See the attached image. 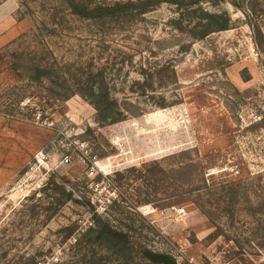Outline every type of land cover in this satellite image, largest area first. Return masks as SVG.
I'll return each mask as SVG.
<instances>
[{
  "label": "rangeland",
  "instance_id": "obj_1",
  "mask_svg": "<svg viewBox=\"0 0 264 264\" xmlns=\"http://www.w3.org/2000/svg\"><path fill=\"white\" fill-rule=\"evenodd\" d=\"M116 1L0 0V264L264 262V0L72 7ZM207 12L228 28L194 36Z\"/></svg>",
  "mask_w": 264,
  "mask_h": 264
},
{
  "label": "trees",
  "instance_id": "obj_2",
  "mask_svg": "<svg viewBox=\"0 0 264 264\" xmlns=\"http://www.w3.org/2000/svg\"><path fill=\"white\" fill-rule=\"evenodd\" d=\"M166 0H127L116 1L112 4H97L95 6H88L76 4L72 2V7L78 14L87 18L95 17H121V16H135L143 14L150 6L159 4ZM176 3L184 2L183 0H172ZM207 22L204 23V28L201 30H194L192 34L198 37H204L213 31L224 30L228 28L230 17H225L217 13H206ZM218 24L216 29H212L211 25ZM260 30H258L259 32ZM92 102L96 109L97 119L99 123L115 124L119 121L127 120L128 116L120 107L118 101L111 97L108 93H100L92 91ZM260 125L264 127V117L261 119ZM261 175H258L260 179ZM264 191V183L262 185ZM264 208V203L262 204ZM121 231L115 229L108 221H101L100 227L97 229L96 240L100 243H105L110 248L117 250L126 247V239H122ZM132 264H177L174 256L168 253L155 252L144 248L142 250V261H137ZM264 264V262L260 263Z\"/></svg>",
  "mask_w": 264,
  "mask_h": 264
},
{
  "label": "built area",
  "instance_id": "obj_3",
  "mask_svg": "<svg viewBox=\"0 0 264 264\" xmlns=\"http://www.w3.org/2000/svg\"><path fill=\"white\" fill-rule=\"evenodd\" d=\"M39 154H40L39 160L45 158V155H44L43 152H40ZM65 160L68 161V158L66 157ZM177 212H179V213H183V212H185V208H184V207H178V208H177Z\"/></svg>",
  "mask_w": 264,
  "mask_h": 264
}]
</instances>
